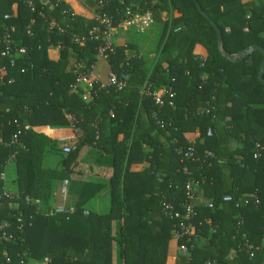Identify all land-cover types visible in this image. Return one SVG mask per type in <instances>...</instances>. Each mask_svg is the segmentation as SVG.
<instances>
[{
	"label": "trees",
	"instance_id": "1",
	"mask_svg": "<svg viewBox=\"0 0 264 264\" xmlns=\"http://www.w3.org/2000/svg\"><path fill=\"white\" fill-rule=\"evenodd\" d=\"M29 1L0 0V264H166L188 224L194 236L175 242L189 248L183 264H264V55L235 58L264 51V0H95L93 17L65 0ZM127 11L151 15L154 42L148 56L138 34L116 45L108 70L126 79L106 90L90 75L101 42L89 33ZM81 75L88 101L71 91ZM160 89L162 105L150 96ZM37 127L70 128L73 139L58 144ZM87 149L92 162L81 160ZM10 160L12 196L1 180ZM63 180L77 182L75 198L53 212ZM105 189L108 212H86Z\"/></svg>",
	"mask_w": 264,
	"mask_h": 264
},
{
	"label": "built area",
	"instance_id": "2",
	"mask_svg": "<svg viewBox=\"0 0 264 264\" xmlns=\"http://www.w3.org/2000/svg\"><path fill=\"white\" fill-rule=\"evenodd\" d=\"M24 4H27L30 6L29 0H20ZM98 7H102V2H99ZM7 18V16H5ZM100 29H93L89 33V37L94 38L95 40H99L101 42V45L97 49L96 54V60H106L107 54L112 53L114 50V47L116 46V40L117 38H125L127 36L126 33H135V34H143L147 30L151 28L153 25V19L149 13H145L143 15H137V16H131L130 13L127 11L126 14L122 17L121 20L118 22H115L114 18L108 17V16H102L101 18H98ZM74 43L81 44L82 42L78 39L73 40ZM52 48V47H51ZM50 48V50H52ZM12 51L9 49L8 46L5 47L4 52L2 53L3 56H9V63L11 66L14 65V58L11 55ZM14 53L21 55H24L26 53L25 49L19 48L15 49ZM126 79V75H122L119 78L110 72L107 76L106 85H102L104 89H110L112 86H115L117 88H122L124 86V80ZM92 89V81L88 76H78L75 80L74 85L71 87V91L74 93H77L78 90H81L84 95L83 98H89L90 97V91ZM164 95V89H160L158 91L152 92L150 94L151 98L154 100V102L158 105H162V96ZM72 140V139H71ZM70 141V140H68ZM65 152H68V148L64 149ZM192 149L189 148L188 152L185 154L187 157L192 156ZM67 180H63L62 182V188H61V194L64 196L66 192V186H67ZM187 198L192 199L193 193L189 188H187ZM228 199V198H227ZM54 212H68V210L64 209V207H57L54 209ZM193 216V211L190 207L187 208L186 213L184 215V220L189 222L190 219ZM182 233H176L175 239L177 240L183 235H187L188 237L194 236V229L193 227L188 224L186 226H182ZM4 238V237H3ZM189 248L185 246H178L175 247V253L178 257H181L185 259L188 256ZM45 262L47 260L45 259ZM205 264H214L213 262H206Z\"/></svg>",
	"mask_w": 264,
	"mask_h": 264
},
{
	"label": "crops",
	"instance_id": "3",
	"mask_svg": "<svg viewBox=\"0 0 264 264\" xmlns=\"http://www.w3.org/2000/svg\"><path fill=\"white\" fill-rule=\"evenodd\" d=\"M68 5L70 6V8L73 11L76 12H82L84 13L86 16L88 17H93L95 15V9H96V3L95 0H65ZM153 30V28L147 30L146 33L143 34H138L137 35V39H136V44L138 47V51L141 55L144 56H148L143 54V51H148L149 49L152 47L153 42H154V34L151 32ZM130 34L128 35V37L126 36L124 39L122 38H117L116 40V45H120L124 43V40H127L129 38ZM99 61H103L106 68L102 71H98L97 73H95L94 67L96 65V63H98ZM96 63L92 69L91 72V77L94 78V80H100L102 81V79H105V82L107 81V76L110 73V71L108 70V65L106 63V60H96ZM89 99V98H86ZM33 131L39 134H42L48 138H50L51 140H54L56 142H58V144H65L66 142H68V140L72 141L71 139H73V133L72 130L70 128H65V129H50L47 127H37V128H33ZM192 137H196V135L192 136ZM69 141V142H70ZM52 154H46L44 157V165L47 168H54L57 165V159L53 158L51 156ZM95 151L93 149H87L85 150L82 155H81V160L83 161H88L90 160L92 162V160L95 158ZM136 169L140 170V166L135 167ZM15 166L12 160H10L4 167L3 170V174L1 176V180L3 183V193L5 195H15L17 194V185H16V180H15ZM77 179V178H76ZM84 178L82 177H78L77 180L82 181ZM68 181V180H67ZM63 182V181H62ZM62 182L60 183H55V187L53 188V192H52V199H53V207L57 208L60 207V203H59V198L57 197L58 194V190L61 187L62 188ZM77 191V182H67V186H66V192L65 194L68 195V198L73 202L74 198H75V194ZM102 192L96 196L95 198L92 199V204H91V209L89 207H87L86 212L90 211L93 212L97 215H102L101 211L102 210V205H101V201L104 198V195L102 196ZM66 199V198H65ZM71 203L69 202V204L67 203V207H70ZM106 210V207H105ZM106 214V213H104ZM175 242L176 239L174 238V240L172 241V243L170 244V248H169V255L167 257L166 260V264H175V257H178L175 253ZM179 259L181 257H178ZM182 261L184 260L183 258H181ZM183 263V262H182ZM29 264H46L45 260L42 263H37L35 261H31L29 262ZM115 264H117V262L115 261Z\"/></svg>",
	"mask_w": 264,
	"mask_h": 264
},
{
	"label": "rangeland",
	"instance_id": "4",
	"mask_svg": "<svg viewBox=\"0 0 264 264\" xmlns=\"http://www.w3.org/2000/svg\"><path fill=\"white\" fill-rule=\"evenodd\" d=\"M165 19V17H164V15H162V20H164ZM127 34V37H128V35L129 34H131V33H126ZM126 37V36H125ZM126 39V38H125ZM126 40H124V42H125ZM143 54H145V55H149V52L148 51H143ZM106 68V66H105V64H104V62L103 61H99L98 63H96V65H95V67H94V70H95V73H97L98 71H102V70H104ZM102 81L103 82H105V79H102ZM84 100H86V101H88L89 99H84ZM63 152H65L64 150H63ZM53 158H55V159H57V157H55L54 155H51ZM84 162H86V161H84ZM89 162V161H88ZM43 164H45V163H43ZM83 178V177H82ZM71 182V181H70ZM53 186L55 187V183L53 184ZM102 194L104 195V198L102 199V201H101V205H102V210H100L101 211V213L102 214H104V213H107L108 212V210H109V198H108V192H107V190L105 189V190H103V192H102ZM102 195V196H103ZM57 197L59 198V203H60V207H64V209L67 207V203L69 204V202L71 203V206H72V204H73V202L68 198V195H62L61 194V187L59 188V190H58V194H57ZM66 198V199H65ZM74 201V200H73ZM92 200L88 203V205H87V207H89L90 209H91V204H92ZM105 207H106V210H105ZM56 208V207H55ZM54 207H53V212L55 211L54 209H55ZM175 257V264H183L182 262V259L180 258H178V257H176V256H174Z\"/></svg>",
	"mask_w": 264,
	"mask_h": 264
},
{
	"label": "water",
	"instance_id": "5",
	"mask_svg": "<svg viewBox=\"0 0 264 264\" xmlns=\"http://www.w3.org/2000/svg\"><path fill=\"white\" fill-rule=\"evenodd\" d=\"M198 10L200 11V9H198ZM216 32H217V36H218V47H219V50L223 53V51L221 49L220 33H219V31H217V29H216ZM254 50H260L262 52V54L264 55V51L263 50H261L259 47L253 46V47H250V48L244 50L243 52L239 53L238 55L235 56V58L246 56L247 54L251 53ZM263 73H264V59H263V62L261 64V68H260V71H259V74H258L259 80H260V82L262 84H264V79L262 78V74Z\"/></svg>",
	"mask_w": 264,
	"mask_h": 264
}]
</instances>
